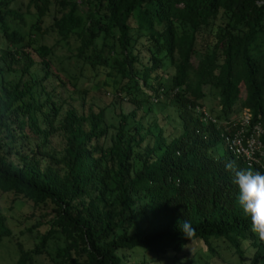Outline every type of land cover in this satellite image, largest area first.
<instances>
[{
  "label": "trees",
  "instance_id": "1",
  "mask_svg": "<svg viewBox=\"0 0 264 264\" xmlns=\"http://www.w3.org/2000/svg\"><path fill=\"white\" fill-rule=\"evenodd\" d=\"M0 40V193L46 209L38 241L16 242L12 264L31 263L49 240H61L52 264H125L122 252L136 249L200 263L202 251L184 252L196 242L200 264L221 249L264 264L224 167L264 173L230 143L258 126L264 151V0H0ZM48 79L78 93L79 110ZM80 79L109 103L85 110ZM54 136L57 153L45 149ZM183 220L196 229L190 241ZM5 221L0 210V238Z\"/></svg>",
  "mask_w": 264,
  "mask_h": 264
},
{
  "label": "rangeland",
  "instance_id": "2",
  "mask_svg": "<svg viewBox=\"0 0 264 264\" xmlns=\"http://www.w3.org/2000/svg\"><path fill=\"white\" fill-rule=\"evenodd\" d=\"M12 23H14V21ZM21 29L23 30L24 28ZM0 41L2 42V40ZM43 42H45L46 44H50L52 42V38L49 36L44 37ZM17 77L18 72L14 71H6L3 74V78L11 82L15 81ZM47 81L45 83L47 91L51 92L55 97L59 96L60 98L64 99L65 102L70 106H75L79 110V104L81 100L78 93L72 92L71 87L68 84L66 85V87H61L57 85L55 80L48 79ZM75 86L77 89H80L82 87L89 88V91L84 97L85 110L87 109L88 104H91V102L95 101L99 105H103L108 104L110 101V95H108L101 89L94 90L95 85H92L91 82L80 79L75 84ZM42 98L43 95L40 94L38 99L41 100ZM202 103L205 110H207L211 104L210 94H207ZM122 107L124 110L128 109V105L125 103H122ZM27 124L28 122L26 123V125H24L25 131L32 130L33 127ZM12 127L14 129L15 124H12ZM15 132V134L17 135V131ZM59 148L60 140L57 136L51 137L50 141L45 146L46 150L55 151L56 153L58 152V150H60ZM13 157L14 156L11 154L10 158ZM0 210L6 218L5 227L9 231V235H4L0 238V264H12L18 256L17 250L15 248L16 242L20 243L23 249H31L38 241V235L43 229V226H39L38 224L42 222V213L46 209L44 208V206L38 207L37 205H33L31 202L25 203V201H22L21 199L13 198L9 193H0ZM56 244H61V240H49L43 253L34 256L33 260L29 264H52L51 256ZM199 247L201 248L199 249ZM204 250V244L202 242H196L192 246L189 245L185 247L184 252L187 256H192V254L202 251V256L198 258L200 260V263H202V261L205 259V256L203 255ZM248 252L249 250H247L245 256H242L241 259H238L236 254L230 255L231 250L227 251L226 249H221L219 256L213 258V261L215 262V264H241L246 260V254H248ZM122 253L125 255V264H172L169 260H159L158 262L152 261L153 257L151 256V254L143 253L142 250H129L123 251ZM192 263L200 264L194 258Z\"/></svg>",
  "mask_w": 264,
  "mask_h": 264
},
{
  "label": "clouds",
  "instance_id": "3",
  "mask_svg": "<svg viewBox=\"0 0 264 264\" xmlns=\"http://www.w3.org/2000/svg\"><path fill=\"white\" fill-rule=\"evenodd\" d=\"M248 159H251V154ZM225 170L233 176V182L237 187V202L243 213L250 218L251 231L264 241V173L238 168L235 161H227ZM180 233L187 240L196 235V229L188 220L180 221Z\"/></svg>",
  "mask_w": 264,
  "mask_h": 264
},
{
  "label": "built area",
  "instance_id": "4",
  "mask_svg": "<svg viewBox=\"0 0 264 264\" xmlns=\"http://www.w3.org/2000/svg\"><path fill=\"white\" fill-rule=\"evenodd\" d=\"M241 124L246 125L248 118H242ZM261 132L258 126H254L252 132L247 134L246 137H238L239 132L232 138L231 144L234 145L233 152L244 158L248 165L256 164L264 171V151L261 150V143L258 140V135ZM230 144V145H231ZM251 154V159H248Z\"/></svg>",
  "mask_w": 264,
  "mask_h": 264
}]
</instances>
